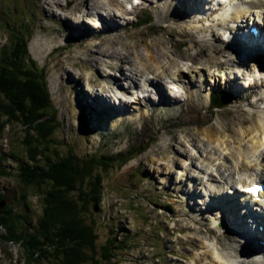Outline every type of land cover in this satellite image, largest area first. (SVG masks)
Segmentation results:
<instances>
[{
    "label": "rangeland",
    "instance_id": "obj_1",
    "mask_svg": "<svg viewBox=\"0 0 264 264\" xmlns=\"http://www.w3.org/2000/svg\"><path fill=\"white\" fill-rule=\"evenodd\" d=\"M118 1L0 0V48L9 42V35H24L31 31L28 52L46 72L52 104L61 123L57 135L63 138L66 145L59 146L62 153L71 146L78 155L142 151L122 166L112 165L105 170L98 168L103 177V192L98 209L93 212L97 244H102L111 236L115 226L117 236L126 233L134 239V245L119 254L117 264H197L195 261L203 258L197 255L199 241L215 246L210 243L213 237L219 236L223 241L235 238L233 230L224 229L220 223L212 224L211 228L207 225L209 229L206 230L208 221L203 213L207 214V209L199 201L205 202L206 188H212L216 181L220 182L216 189L231 192L237 190L235 187L239 186L240 178L237 167L229 162L228 165L219 164L222 173L219 178L216 176L218 170L215 165L218 162L215 160L208 164V170H203L206 160L212 158L208 156L212 153L216 156L219 151H215L213 142L209 144L202 138L204 133L201 130L223 134L226 125L227 129L236 132L247 127L246 123L251 117L255 118L253 113L258 109L257 103L254 105L251 102L262 96L263 100L259 103L264 104V74L260 75L250 64L245 69L240 68L235 78L236 93L233 89H223L224 83L220 78L214 76L211 79L209 72L205 82L206 87L212 90L208 107L197 112L186 110V101L180 99L183 96L168 103L166 99L161 101L157 94L142 98L138 105L131 102V106L127 105L128 109L120 104L103 106L102 101L98 102L94 96L100 95L96 98L102 99L103 95H108L109 100H116L115 103L120 98L133 99L128 94L121 95V91L106 83L105 76L115 77L120 84L122 81L123 88L131 91L129 88L140 85L142 70L144 73L148 71L149 75L163 76V88L168 90L165 69L182 60L186 52H194L201 37L219 41L227 38L222 30H211L215 28L206 21L209 13L202 10L195 12L196 16L185 11L176 16L164 12L166 1L178 7L186 6L185 0H140L139 5L131 8L118 5ZM127 1L124 0L123 5ZM56 3L65 10L59 9ZM106 11L113 14L116 11V17H104ZM147 18L151 19L150 22L144 21ZM106 20L111 25L109 29H106ZM78 26L83 27L80 29L85 30L84 34ZM201 31H206L207 35ZM216 31L219 33L216 34ZM42 41V45L49 44L44 50H41ZM192 41L197 42L195 48L191 47ZM169 45L176 47L178 53L172 54ZM201 50L205 52L204 48ZM113 64L119 69L113 68ZM190 72L182 78L187 83L190 82ZM174 74L172 72L175 79ZM129 78L137 82L136 85L135 82H128ZM125 82H128L126 86ZM153 91L155 89L151 88ZM221 92L226 97L230 94V97L221 108H214L211 97ZM136 105L148 112L145 122L142 120L144 126L131 122L135 121L131 115L137 111L133 108ZM241 120H245L243 125L239 124ZM20 138L22 134L18 126L3 127L0 131V152L8 153L21 146ZM2 160L7 166L6 172L0 171V194L6 200L3 205L26 214L28 221L33 223L42 209V194L38 189L24 188L18 182L16 165L10 156ZM210 170L214 172L213 177L203 180ZM258 173H264V170L259 169ZM201 180L196 196L186 194L185 188L195 190L192 186ZM238 195L233 199L242 207L241 195ZM208 199L212 200L210 196ZM250 208L264 215L263 208L254 204H250ZM86 219H89L87 214ZM252 229L246 228L247 232ZM225 230L230 233L228 237L220 234ZM4 235L5 229L0 226V264H24L20 239L13 231L14 238L2 239ZM261 236L257 243L262 241L264 233ZM243 252L250 255L255 250L244 247ZM230 258L233 259L231 254ZM42 264L50 263L46 261Z\"/></svg>",
    "mask_w": 264,
    "mask_h": 264
},
{
    "label": "trees",
    "instance_id": "obj_2",
    "mask_svg": "<svg viewBox=\"0 0 264 264\" xmlns=\"http://www.w3.org/2000/svg\"><path fill=\"white\" fill-rule=\"evenodd\" d=\"M30 33L11 34L0 48V131L16 125L22 134L21 146L0 152V163L12 158L18 182L42 194V209L30 223L26 214L15 212L12 206L0 207V226L5 229L1 238H14V232L20 239L24 264H117L119 254L134 245V239L126 233L117 236L114 226L111 236L102 244L96 242L93 212L102 198L100 170L122 166L142 151L78 155L72 146L64 153L59 150L66 146L57 135L61 123L46 72L29 55ZM227 97L222 92L215 94L213 107H222ZM0 171H7L4 162Z\"/></svg>",
    "mask_w": 264,
    "mask_h": 264
},
{
    "label": "bare ground",
    "instance_id": "obj_3",
    "mask_svg": "<svg viewBox=\"0 0 264 264\" xmlns=\"http://www.w3.org/2000/svg\"><path fill=\"white\" fill-rule=\"evenodd\" d=\"M231 1L233 3L230 8L223 9L219 7L220 11L209 12V16L211 18L207 16V20H206L210 24H212V26L215 28L211 30L214 31L222 30L224 34L225 31L226 32L228 31L230 33L231 40L230 41L227 40L228 42H225L223 41L224 39L222 41H219L211 38L212 36L210 37L212 40H206L204 37H201L200 43L197 48H195L197 43L196 41H192L190 43L191 47L195 48L194 52H186L182 60L180 59L178 60V62L175 61V63L171 67L165 69V74L167 75V78L171 80L172 83H176L179 87L182 88L183 98H180V96H176L175 94L172 93L164 92V90L161 87V79L163 78V76L158 75V77H155L149 75L148 71L147 73L146 72L144 73V71L142 70L141 76L143 81L142 80L140 81L139 86H135L132 88L133 92L135 93L139 91L142 92L141 97L134 96L133 95L134 93L132 91H129L127 88H123L124 86L122 84V81L120 84L118 81H116L115 77H111L108 75L104 77V81L106 83L112 85L115 90L121 91L120 92L121 95L125 96L126 94H128V96H131L133 99L127 100L120 98V101L118 103H115L116 100L111 101L108 99L107 97L108 95L104 96L102 94L103 95L102 99L105 102L99 97L96 98L97 96L100 95L94 96L95 100H98V102L102 101L101 104L103 106L110 105L113 107L115 106V104H120V106H122L123 108L128 109L127 105L131 106L132 105L131 102H134L135 104L138 105L139 101H142L141 100L142 98L145 97L150 98L151 95H153L151 94V91L148 88L144 87L151 85L156 89V92L154 94L159 95V97H161V101L163 99H166L168 103H171L172 100H175L177 98L183 99L187 103L188 108H186V110L192 112V110L194 111L202 110L208 107L207 104L209 102V95L212 93V90L210 87L208 86L206 87L205 82H207L206 76L209 72H211V79L214 76H218L221 80L225 81L223 89L225 90L233 89L234 92L236 93L238 92L237 91L238 87H235L234 85H235V78L239 74V71L237 69L240 68L245 69L246 66L250 64V66L252 65L254 67L255 66L258 67V72L260 73V75L264 74V71L261 69L262 62L256 60L257 58H262V50H263L262 47L257 45L259 46V50L261 51L258 56H255L252 53H246L245 56L242 57L238 44L236 42H233L234 38L238 34V28L240 33V29L243 26L247 27L248 25H251V22L252 25H257L260 27L261 31H264V24H263L264 0H231ZM123 2L124 0H119L118 5L120 4L123 7L124 6ZM185 2H186V6L178 5V7H176L173 3L166 1L164 12L167 13V15L171 14L176 16L182 14L185 11L186 13H190V15L193 16L195 15V12H198L201 9L206 10L202 8V5L198 1L185 0ZM56 6L61 10H65L62 8V6L58 5L57 3ZM68 10L70 11L71 8ZM229 11L232 12L231 15L228 18H224ZM77 12L80 13V11ZM105 13L106 14H103L104 17H109V18L116 17L115 15L116 11L114 12L115 14L110 13L108 11H106ZM170 19H173V17ZM110 26L111 25L108 24V21L106 20V29H109ZM80 28L83 29V27L78 26V29L82 34H84L85 30H81ZM211 30L210 32L212 33ZM219 31H216V34L217 32L219 33ZM201 32L207 35L206 31H201ZM247 36L249 37V41L251 43H255L256 40H252L249 33H247ZM201 41H206V42L203 43ZM42 44L43 41L41 42V50L42 48L44 50L49 45L48 42L46 43V46ZM170 47L171 49L169 50L172 54L178 53L176 47H172L169 45V48ZM202 48H204L205 52L201 50ZM246 48L248 50L252 49L250 44H247ZM108 56H113V55H108ZM192 59L196 60V62L193 61ZM182 61H185V63H182ZM113 68L119 69V66L113 64ZM137 68L140 67L137 66ZM189 71H192L190 72V75H188L191 80L189 79L188 81L190 82L187 83L185 79L182 78L187 76ZM172 72H175L174 74L175 79L172 78ZM134 78H136V76ZM129 79L130 80L128 82H135L133 79L131 78ZM128 82H126V84L124 85L126 86ZM136 83L137 82H135V85ZM263 84L260 85L263 87ZM120 93H116V94H120ZM262 100L263 97L258 96L254 102H251L254 105L255 103H257L258 109L256 110V112L253 113L255 118L251 117L249 122L252 121V123L248 124L249 122H247L246 123L247 127L242 128L241 130H239V132L232 131L231 128L230 130L227 129L228 128L226 127L227 125L224 126L223 128V132H224L223 134L219 132L217 133L211 132V130L209 131L207 129L201 130V132L204 133L203 134L204 136L202 138H204L205 141L208 142L209 144L213 142L214 145L213 147L215 148V151H219V154H217L216 156H213L212 155L213 153L210 154V156H208L212 158L214 157V159L210 158L206 160L207 158H205L206 166L205 169L203 170H208V164H210L215 160L216 162H218L216 163L217 165L215 164L214 165L217 166L216 168L218 172L216 173V176L219 178L222 174L221 171H219V167L221 166L219 164L221 163L225 165V163L227 164V162H229L233 165V167L235 168L237 167V172H239L240 174V178H238L239 179L238 184L241 182L243 183L253 182L255 181V179L264 180V173H258L259 169L264 170V104L259 103ZM137 105L133 107V108H137V111L134 110L135 111L133 112L134 114L132 113L131 115L135 121H131V122L137 123V125H143L142 120H144L145 122L146 120L145 115H148V112H146L145 109ZM241 121L242 122H240L239 124L243 125L245 120H241ZM204 123L206 122H203L202 124ZM225 136L227 137L224 139ZM202 138L200 137V139ZM224 153L227 155H225ZM213 175L214 172L210 170L208 176H204L205 179L203 180L206 179L209 180L211 177H213ZM203 180H201V182H197L196 186L194 187L192 186V188H195V190L185 188L187 191L186 194L190 193L192 196H196L197 188L199 184L202 183ZM219 183H220L219 181H216V183L213 185L212 188H208V189L206 188V191H208V194L204 196L206 197V199L204 200L206 203L199 201L200 203L204 204L205 208L207 209V214L203 213L205 220L208 221V223L205 224V228L208 231L209 228L207 229V225L210 226L211 228L212 224H216V222H219L221 223V227H223L224 229L229 228L233 230L234 232L233 236L235 238H233V240L223 241V239L219 236L213 237L212 240H210V243H214L215 246H210L209 244L206 245L203 242L199 241L200 243L199 245L201 246L198 245L197 255H201L203 258L201 261H195V262L197 264H201V262H203L202 264H264V244L257 243V239L262 238L261 235H263L264 233L263 231L264 227L261 231L257 229L259 225L264 226L263 214L262 213L254 214V213H250L249 210H245L244 207H241L239 203L233 199V196L238 195L237 193L239 190L237 189L231 192H227L222 188L216 189V186ZM226 193L229 195H226ZM209 196L212 200L208 199ZM243 199L248 201L250 204L253 203V201L249 200L247 196L241 195V200ZM259 201L262 204H264V197H262ZM256 204H257L256 206L263 207L262 205H260V203H256ZM247 227H255V231L254 233H252V231L250 230L253 236L250 238V240L243 242V240L241 239L242 236L239 233L247 232L246 230ZM220 234L221 235L223 234V236L228 237V235L225 233L221 232ZM244 247H253V250H255V252L253 254L247 255L246 253L243 252ZM230 254L233 257V259L230 258Z\"/></svg>",
    "mask_w": 264,
    "mask_h": 264
},
{
    "label": "water",
    "instance_id": "obj_4",
    "mask_svg": "<svg viewBox=\"0 0 264 264\" xmlns=\"http://www.w3.org/2000/svg\"><path fill=\"white\" fill-rule=\"evenodd\" d=\"M3 204H6V201L0 203V207H1V208L4 207Z\"/></svg>",
    "mask_w": 264,
    "mask_h": 264
}]
</instances>
